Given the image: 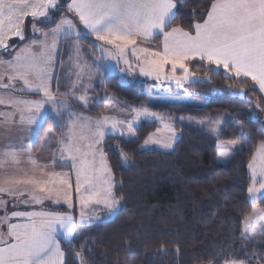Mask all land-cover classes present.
<instances>
[{"label": "snow or ice", "instance_id": "obj_1", "mask_svg": "<svg viewBox=\"0 0 264 264\" xmlns=\"http://www.w3.org/2000/svg\"><path fill=\"white\" fill-rule=\"evenodd\" d=\"M188 2L0 0V106L6 109L0 111V130L7 137L0 145V264H69V254L78 264H89V249L78 241L103 219L100 211L112 217L121 208L122 197L117 196L116 188L122 183L116 181L108 161L106 138L125 136L126 126V142L139 143L131 128L147 119L159 121L162 128L150 134L143 147L171 149L177 141L175 120L152 111L148 104L127 106L129 112L123 113V119L112 114L89 117L73 109L69 97L82 107L94 99L88 93L101 61L123 63L125 75L138 73L181 84L193 76L187 62L199 60L223 71L230 80L252 83L253 90L264 94V0H208L203 11L189 13L199 14L200 20L189 21L186 30L176 20ZM49 24L55 26L41 31L39 25ZM89 39L100 53L91 65L80 47L81 41ZM156 40H161L158 50L141 47ZM68 41V61L75 63L76 82L69 91L61 92L56 69L63 66L60 52ZM169 68L171 76L166 74ZM178 69L183 75H176ZM105 111L111 113L112 109L106 107ZM178 119L209 125V132L219 141V116ZM50 120L61 129L60 134L49 128L42 155L33 156L31 137L38 138ZM233 123L240 125V121ZM161 132L167 135H159ZM240 138L250 139L242 126ZM216 146L218 159L225 161L243 147L235 141ZM115 149L128 161V153L119 145ZM57 168L69 171L58 172ZM248 169L251 208L240 217V239L248 243L240 245V252L234 251V244L212 249L198 264H264V251H256L264 250V208L256 207L258 200H264V141ZM52 204L66 206L68 211L46 210ZM37 205L40 210H35ZM173 250L178 253L179 245ZM158 251H167L164 243Z\"/></svg>", "mask_w": 264, "mask_h": 264}, {"label": "trees", "instance_id": "obj_2", "mask_svg": "<svg viewBox=\"0 0 264 264\" xmlns=\"http://www.w3.org/2000/svg\"><path fill=\"white\" fill-rule=\"evenodd\" d=\"M207 2L189 0L180 10L176 24L189 30V21L200 20L199 14L192 16L189 13L193 9L203 11ZM54 26L39 25L42 31ZM90 41H82L85 50L90 48ZM160 41L146 45L156 47ZM189 68L198 79L191 82L187 90L202 104L171 112L180 135L172 151L143 149L144 140L158 128L156 122H144L136 128L139 143H128L124 137L106 138L108 161L116 181L122 183V187L116 188L117 196L122 197V206L112 220L92 227L85 239L78 241L89 249V264H198L212 249L234 244V251L240 252V245L248 243L240 239V217L251 208L247 194L250 183L248 163L259 143L264 141V96L253 90L252 83L230 80L214 66L194 61L189 63ZM240 90L245 94L237 95ZM101 91H105L106 96H114L124 108L144 105L149 98L161 96L151 92L149 82L126 83L118 76L98 83L93 94ZM94 99L86 113L97 117L106 103L104 100L97 103ZM157 109L164 110L162 107ZM181 116H193L197 120L205 116L228 118L220 126L217 141L197 123L180 121ZM233 121H240V125ZM241 126L250 139L240 138ZM41 137L42 133L38 141ZM232 141L241 142L242 149L234 158L220 163L216 145ZM116 145L128 153V165L123 164ZM108 146H112V150ZM257 205L264 208V200H259ZM50 209L68 211L62 206ZM161 243L167 251H158ZM61 245L68 252L66 242L61 241ZM176 245L180 248L178 253L173 250ZM248 246L251 249V245ZM68 260L69 264H78L71 254Z\"/></svg>", "mask_w": 264, "mask_h": 264}, {"label": "rangeland", "instance_id": "obj_3", "mask_svg": "<svg viewBox=\"0 0 264 264\" xmlns=\"http://www.w3.org/2000/svg\"><path fill=\"white\" fill-rule=\"evenodd\" d=\"M81 49H82V47H81ZM68 51H70V50L67 47L65 52H68ZM90 51H91L92 59L93 58H99L100 53L96 49H93L92 47H90ZM92 62H93V60H92ZM87 63L90 64V65L93 64V63L88 62V61H87ZM76 70L77 69L75 68V63L73 62V63H71V71H70L71 73L68 71V68H66V69H64L62 71L61 77H60V82H59V88L60 89H65V88L71 87V85L74 82H76V76L74 75V72ZM167 75L171 76L172 74H167ZM112 76H119L121 78L120 80L122 82H126V83L139 84V83L149 82L151 84V92L152 93H160L161 96L160 97H151V98H149V100H148V102L146 104L149 105V107L151 108L152 111L163 115L166 119L168 117H172L174 119V117L171 115V112L178 111L180 109H186V108H193V107L196 108V106H199V105L202 104V102H200L199 99L191 97L189 95L188 90H187V86L191 82L195 81V79H198V77H196V76H192L188 81L182 82L181 84H177L175 81L170 80V79L169 80H165V79L161 78L160 80H156V79H154L152 77L142 76V75H140L138 73H133L131 75H125V66L123 65V63L117 64L116 61L107 60V61H101L99 74H97V75H95L93 77L92 90L88 93L89 96L93 97V95H94V97H96L94 99V101H96V102L100 101V100H104L105 101L106 104H105L101 114L118 115L121 119H123L124 118L123 113L129 112V109L122 107V104L119 103V101L114 96H112V95L106 96L105 91L104 92L101 91L99 93L95 92V94H93V90H94L96 84H98V83L101 84L108 77H112ZM84 83L88 84L89 82H88L87 79H85ZM79 94L80 93L78 92L77 95H79ZM166 94H173V95L178 94L180 96L174 97V96H167ZM108 97H113L114 99L109 100ZM60 98L64 99L65 97L61 96ZM68 99H69V103L72 104V107H73V109L75 111L81 112L85 116H89L86 113L87 107L89 105L87 107H82L74 99H72L70 97ZM149 101H151V103H149ZM80 107L83 108V109H81ZM106 107H109V108L112 109L111 113L105 111ZM158 107H162L164 109L163 112L160 111L159 109H157ZM5 110L6 109H4L3 106H0V111H5ZM89 117H92V116H89ZM220 118H221L222 123H223V121L225 119H227L228 117L222 116ZM183 121H187V120L185 119ZM144 122H146V123L156 122L158 124V128H162V125L159 123V121H152V120L142 119L137 125H134L131 128V131L133 133H135V139H137L136 132H135L136 128H138L139 125L141 123H144ZM61 123H63V121H61ZM198 125H200V124H198ZM200 126H202L206 131H209L208 130L209 125L205 124V125H200ZM174 127H175V123H174ZM49 128L52 129L57 135L60 134L61 129L59 127H57L56 123H54L53 121H52V123H49L48 126L44 129V132L42 133V137H41L40 143L35 147L36 156L37 157L42 155V148H43V144H44V136L47 133V130ZM175 129H176V127H175ZM127 131H128V129L125 126V133L126 134L123 137L126 140L128 139ZM12 134L13 135L16 134L15 130H13ZM159 135L165 136V135H167V133L166 132H161ZM177 135H178V138H177V141H178L179 138H180V135H179L178 132H177ZM36 139H37V137L34 136V135L31 137V141H30L31 145ZM6 140H7V137H6L5 133H4V131L0 130V145H3L6 142ZM177 141L174 143V145H173V147L171 149H163V148H161V147H159L157 145H149V146H146V147H143V146L142 147L145 150H158V151H162V152H170L174 148V146L177 143ZM25 142H29L27 137H25ZM219 143H226V142H219ZM236 144L238 146L242 145L241 142H236ZM31 148H33V147L31 146ZM257 149H258V147H257ZM122 160H123V158H122ZM218 161L220 163H226L227 162V161L221 160V159H218ZM129 162H130V159H128V161H124L123 160V164L125 166L128 165ZM249 176H250V172H249ZM121 206H122V202H121ZM63 207H66V206H63ZM256 207H260V206L256 204ZM99 215L101 217H103V219L97 221L92 227H94L97 224H100L102 222H108V221L112 220L116 216V215H114L112 217H109L108 214L106 212H104V211H100Z\"/></svg>", "mask_w": 264, "mask_h": 264}, {"label": "crops", "instance_id": "obj_4", "mask_svg": "<svg viewBox=\"0 0 264 264\" xmlns=\"http://www.w3.org/2000/svg\"><path fill=\"white\" fill-rule=\"evenodd\" d=\"M42 31V30H41ZM162 39V38H161ZM91 42V41H90ZM69 43H71V41H68V42H66L65 43V45L62 47V49H61V52H60V59H61V61H62V65L63 66H61V67H58L57 69H56V77H57V80H58V86H59V82H60V77H61V73H62V71L64 70V69H66V68H68V71L70 72L71 71V63H69V61H68V58H69V55L71 54L70 53V51H69V53L68 54H66L65 53V50L67 49V44H69ZM80 46L82 47V50H83V52H82V56L88 61V62H91V63H93L92 62V57H91V51H90V48L88 49V50H85V48H84V46H83V43H82V41L80 42ZM91 47V46H90ZM141 47H149V46H147L146 44H142L141 45ZM160 47H161V41H160V43H159V45L158 46H156V47H149V48H151V49H154V50H158V49H160ZM130 59H131V57H130ZM194 61H199V60H194ZM194 61H191V62H194ZM191 62H187L188 63V68H189V63H191ZM200 62V61H199ZM133 63H134V61H133ZM203 64H206V65H208L206 62H202ZM64 68V69H63ZM190 69V68H189ZM190 71V70H189ZM71 73V72H70ZM166 74H172L171 73V69L169 68V69H167L166 70ZM67 75V74H66ZM176 75L177 76H181V75H183V72L181 71V70H177V72H176ZM193 76H194V74H193ZM119 77V76H118ZM72 78V77H71ZM120 78V77H119ZM121 79V78H120ZM98 83V82H97ZM97 85V84H96ZM55 90V89H54ZM263 96H264V94H263ZM28 98H36V97H28ZM81 108V107H80ZM49 123H52V121L50 120L49 122H48V124ZM48 124L45 126V128L48 126ZM39 138V137H38ZM38 138L32 143V154H33V156H36V150H35V147L40 143V141H38ZM37 141H38V143H37ZM56 171H58V172H67V171H69V169L68 168H57L56 169ZM40 207L41 206H39V205H37V206H35V210H40ZM51 207H53V208H55V207H60L59 205H54V204H52V205H48L47 206V208H46V210H49V211H55V210H51L50 208ZM63 207V206H62ZM66 208V207H65ZM19 210H23V208H21V209H19ZM77 219H78V210H77ZM61 241L62 242H66V241H64L63 239H61Z\"/></svg>", "mask_w": 264, "mask_h": 264}]
</instances>
